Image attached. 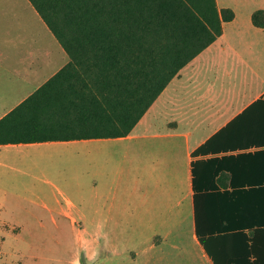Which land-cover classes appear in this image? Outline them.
<instances>
[{
    "label": "crops",
    "instance_id": "crops-1",
    "mask_svg": "<svg viewBox=\"0 0 264 264\" xmlns=\"http://www.w3.org/2000/svg\"><path fill=\"white\" fill-rule=\"evenodd\" d=\"M215 2L232 9L233 18L223 21L221 34L180 69L128 134L0 143V173L35 176L41 167H29L39 156L32 147L107 139L114 165L99 173L100 182L92 179L88 193L77 188L74 198L58 188L60 197L35 191L31 199L53 221L55 212L71 224L130 226L118 229L117 237L96 228L92 264H214L195 232L192 162L201 161L195 179L203 191L231 190L234 175L264 177V26L252 21L264 0ZM19 42L20 33L1 28L0 68L7 72L0 75V118L69 59L38 83L37 75L13 72ZM75 156L68 165L83 172V154Z\"/></svg>",
    "mask_w": 264,
    "mask_h": 264
},
{
    "label": "trees",
    "instance_id": "trees-1",
    "mask_svg": "<svg viewBox=\"0 0 264 264\" xmlns=\"http://www.w3.org/2000/svg\"><path fill=\"white\" fill-rule=\"evenodd\" d=\"M29 1L69 59L0 118V143L128 134L234 16L215 0ZM252 21L263 27L264 10ZM198 163L193 207L205 252L214 264H264V177L234 175L231 190L203 191Z\"/></svg>",
    "mask_w": 264,
    "mask_h": 264
},
{
    "label": "rangeland",
    "instance_id": "rangeland-1",
    "mask_svg": "<svg viewBox=\"0 0 264 264\" xmlns=\"http://www.w3.org/2000/svg\"><path fill=\"white\" fill-rule=\"evenodd\" d=\"M2 27L4 31L21 34L16 56H10L14 57L15 75H37L39 83L67 61L66 52L29 0H0V30ZM4 72L7 69L0 68V75ZM109 144L107 139H90L51 149L32 147V152L37 151L39 156L32 159L29 167H41L34 169L38 175L0 173V264H92V232L96 228L102 226L113 237H117L118 229L130 230L129 225L116 223L71 224L55 212L53 221L51 212L31 200L35 191L51 198L60 197L58 188L72 197L80 187L88 193L92 179L100 182L99 173L107 174L114 165V158L107 156ZM77 154H83L84 173L81 167L69 166L76 162L73 157ZM102 155H106L105 159ZM104 258L108 262L109 256L103 255Z\"/></svg>",
    "mask_w": 264,
    "mask_h": 264
}]
</instances>
